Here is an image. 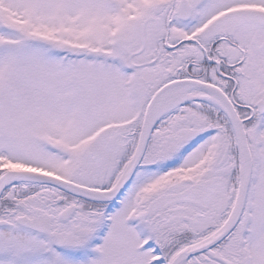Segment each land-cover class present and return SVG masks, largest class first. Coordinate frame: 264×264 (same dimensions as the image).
<instances>
[{"label":"snow or ice","instance_id":"6c2138e0","mask_svg":"<svg viewBox=\"0 0 264 264\" xmlns=\"http://www.w3.org/2000/svg\"><path fill=\"white\" fill-rule=\"evenodd\" d=\"M0 264H264V0H0Z\"/></svg>","mask_w":264,"mask_h":264}]
</instances>
